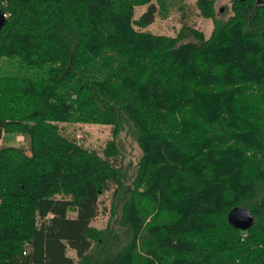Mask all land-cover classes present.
Returning a JSON list of instances; mask_svg holds the SVG:
<instances>
[{"label":"trees","instance_id":"trees-1","mask_svg":"<svg viewBox=\"0 0 264 264\" xmlns=\"http://www.w3.org/2000/svg\"><path fill=\"white\" fill-rule=\"evenodd\" d=\"M155 1L163 19L184 11ZM215 1H196L205 38L136 29L152 0H0V142H28L0 144V264H264V0H230L225 21ZM59 123L112 139L100 155ZM124 130L141 151L132 176ZM234 208L247 230L227 222Z\"/></svg>","mask_w":264,"mask_h":264},{"label":"rangeland","instance_id":"rangeland-1","mask_svg":"<svg viewBox=\"0 0 264 264\" xmlns=\"http://www.w3.org/2000/svg\"><path fill=\"white\" fill-rule=\"evenodd\" d=\"M196 1L197 0H183L184 11L180 13L171 10L168 12V16L165 19L158 15V7L155 0H152L151 6L147 4L135 7L134 19L139 20L143 18V27L135 25V28L147 30L154 34L175 36L180 28L185 26L201 31L204 37L207 38L212 31L213 20L212 18H204L200 14L196 6ZM214 14L219 20L225 21L232 15L231 1L216 0L214 4ZM58 128L62 135L76 140L83 147L94 150L100 155L106 143L112 139L111 127L108 125L59 123ZM114 140L120 151V164L123 165L124 168H127V175L132 176L141 157V151L136 143L135 135L132 132L124 130L114 137ZM0 144L24 148L28 147V142L25 137L18 134H4ZM110 203L111 192L107 191L99 198V214L92 222V226L96 228H103L106 226L109 219L108 210L110 208Z\"/></svg>","mask_w":264,"mask_h":264},{"label":"water","instance_id":"water-1","mask_svg":"<svg viewBox=\"0 0 264 264\" xmlns=\"http://www.w3.org/2000/svg\"><path fill=\"white\" fill-rule=\"evenodd\" d=\"M262 2L263 0H256L257 4H262ZM5 22H6L5 15L0 10V30L4 26ZM227 222L231 226L240 229L242 231H245L251 226L253 222V218L252 215L247 210L241 208H234L228 213Z\"/></svg>","mask_w":264,"mask_h":264}]
</instances>
